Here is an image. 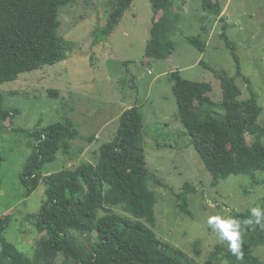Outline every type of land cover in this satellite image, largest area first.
I'll return each instance as SVG.
<instances>
[{"label":"rangeland","instance_id":"obj_1","mask_svg":"<svg viewBox=\"0 0 264 264\" xmlns=\"http://www.w3.org/2000/svg\"><path fill=\"white\" fill-rule=\"evenodd\" d=\"M114 2L76 0L59 8L58 36L69 45L67 58L0 85L3 109L16 110L9 120L0 121V217L11 219L4 237L33 258L42 236L36 220L45 201L44 185L27 197L20 183L34 143L29 133L69 118L80 134L71 142L70 157L58 153L43 166V174L72 169L81 161L96 164L99 147L115 136L119 115L136 105L144 122L149 188L156 196L151 230L159 240L186 253L192 264H227L228 242L219 238L207 220L212 215L251 213L252 208L264 206V173L230 175L213 184L177 117L169 76L177 72L187 81L210 82L208 96L220 102V80L212 70L235 76L230 49L220 38L225 31L252 90L235 78L239 99L256 97L261 109L257 125L264 144V0H222L225 21L204 12L201 0H167L173 51L160 57L146 55L154 18L151 0H133L107 39L97 36ZM48 90L57 91L58 97L48 95ZM246 140L249 144L252 137ZM185 183L195 189L187 196L190 214L180 212L176 202ZM60 202L61 198L57 207ZM111 210L131 218L120 207ZM244 251L264 264V246L247 248L241 237L240 253Z\"/></svg>","mask_w":264,"mask_h":264},{"label":"trees","instance_id":"obj_2","mask_svg":"<svg viewBox=\"0 0 264 264\" xmlns=\"http://www.w3.org/2000/svg\"><path fill=\"white\" fill-rule=\"evenodd\" d=\"M76 0H0V85L15 81L22 73L54 65L67 58L69 45L58 36V10ZM87 1V0H83ZM222 0H201L204 12L214 20L225 21ZM133 0H115L109 19L97 33L108 37L119 24ZM154 18L146 55L160 57L173 51L168 35L172 29L167 0H151ZM225 26H223V29ZM220 38L230 49L235 62V76L212 70L220 80L221 101H212L210 82L187 81L172 72L169 81L177 105V117L189 137L213 184L230 175L264 173V144L257 119L260 105L254 95L240 100L242 75L235 45L225 31ZM107 39V38H106ZM105 39V40H106ZM201 50L204 44L201 43ZM55 98L58 93L48 90ZM0 92V121L9 120L16 110H4ZM113 140L98 149L96 164L81 161L74 168L43 174L46 163L60 153L71 155V142L80 137L74 122L65 118L46 128L29 133L32 151L20 174V183L30 196L44 185L45 201L37 216L42 230L33 258L7 241L4 231L9 215L0 217V264H192L180 249L157 238L151 227L155 221V193L149 188L150 174L145 166L143 117L138 106L125 109L118 117ZM247 136L252 141L247 143ZM82 152V149L79 150ZM1 162V157H0ZM254 184L259 181L252 178ZM195 189L185 183L176 195L180 212L190 214L187 196ZM61 198L59 207L57 202ZM120 207L130 217L112 212ZM261 223H264V206ZM231 218L241 222L240 232L247 248L264 246V228L255 224L248 212H235ZM251 218L253 223L245 225ZM85 242V243H84ZM228 247L230 241H227ZM150 248V251H145ZM216 249H220L216 247ZM213 258H218L217 254ZM227 264H261L248 251L240 258L230 250L224 255ZM210 264V261H208Z\"/></svg>","mask_w":264,"mask_h":264},{"label":"clouds","instance_id":"obj_3","mask_svg":"<svg viewBox=\"0 0 264 264\" xmlns=\"http://www.w3.org/2000/svg\"><path fill=\"white\" fill-rule=\"evenodd\" d=\"M251 216L255 218V224H260V227L264 228V223H261V209L259 207L251 209ZM207 223L214 232L218 233L219 238L222 241H230L229 250L233 255H237L239 258L242 255L240 253L241 222L231 217L212 215L209 216ZM243 223L245 225H251L253 223V220L249 218L244 220Z\"/></svg>","mask_w":264,"mask_h":264},{"label":"crops","instance_id":"obj_4","mask_svg":"<svg viewBox=\"0 0 264 264\" xmlns=\"http://www.w3.org/2000/svg\"><path fill=\"white\" fill-rule=\"evenodd\" d=\"M131 106H129L128 108H130ZM91 140L90 143H89V146L92 145V141H93V138L92 139H89ZM87 148H85L83 151H86Z\"/></svg>","mask_w":264,"mask_h":264}]
</instances>
